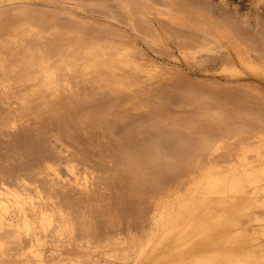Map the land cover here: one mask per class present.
<instances>
[{
    "label": "bare ground",
    "instance_id": "obj_1",
    "mask_svg": "<svg viewBox=\"0 0 264 264\" xmlns=\"http://www.w3.org/2000/svg\"><path fill=\"white\" fill-rule=\"evenodd\" d=\"M70 1L76 3L75 6H78L82 12H87V14L89 11L91 12L94 10L95 7L106 9L105 6L107 4L105 1L106 4L95 3L97 2L96 0L94 3L91 0ZM160 1L163 2V7L165 8L160 11L157 10L158 13L155 15L156 19L151 17L154 16L155 12L153 13L152 10L144 8V4L148 3L149 0H124L123 3L117 6L118 10L111 12L109 9L105 10L109 11L108 15L110 14V17H107L110 18L109 20H112V24L114 23L129 29V32L126 33L123 31V33L120 34L121 30L119 31L118 28H115V35L117 31L119 34L114 38L111 33L110 36L114 39L111 40V42H107V40H104L106 38L103 37V41L100 40V38H95L97 36L90 39L85 38L82 33V27L88 24V20L85 21L82 15H80L82 17L80 18L77 16L79 14L73 13L77 10H73L72 13H69L71 9H69L68 13L65 11L63 12V7L61 5L63 0H0V58L4 55L3 49L9 48L11 50L16 48L17 50L16 53H14V57H16V60L17 57L21 59V61H17L18 63H16V66H13L14 64L11 63L13 64L11 67L13 68L10 72L8 69V72L3 71L5 65L0 66V93L4 99V102L0 100L2 102H0V112L2 108L8 107L3 110L5 114L1 112L3 114L1 115L0 113V120L2 121L0 122L2 123V129L5 128L3 129L5 131L6 128H8L7 130L11 129L12 131H10L13 132V135L16 134L17 129H25L27 124L26 121L30 120L26 117H29L27 113L30 106L32 108L35 103L36 106L38 103L44 109L48 107V111L49 108L51 109L52 106L54 107L58 104L54 102L56 104L51 105L53 101L56 100L55 98L54 100L53 97L56 96V98H59L62 97V94L64 95V93H66L61 91L63 89L62 87L69 90L73 87L71 82L60 80V73L71 74L78 71L86 75H95L97 74L95 67L98 63L109 62L107 60L108 57L120 59V62L125 67L135 73L140 71V64L138 60L136 61L134 59V55L140 53L136 41L141 39L151 45L164 46L168 50L171 49L173 47L172 44H174L187 63L200 66L202 69L206 70H210V68L212 70L219 69L224 75L235 77L240 81L237 89L238 96L237 104L234 109L235 113H228L227 108L225 106H218L212 97L200 96L196 98L197 95H194L195 98L193 99L196 101L195 104L202 109V113L197 118V121L193 119L196 122L187 125V122H184L186 126L182 128L177 126L182 130L184 128L186 132L190 131V133L188 132L189 134H191V131L193 132V138L196 137L195 143H197V150L194 152L195 156L197 157L196 154H201L202 156L204 154L206 155L205 162L203 163L192 162L193 164H190L191 161H189V166L186 169L187 172L199 170L201 173L199 179L195 183V187L188 189L189 192L185 196L189 201V206L184 213L175 215L173 211L174 197L181 195L182 192H177L175 188L172 187L173 184L171 183L173 171L179 164L177 160L178 156L174 155V150L176 149V146L174 147V145H176L174 144L176 139L175 124H178V122L176 121L175 123L174 119H176V117L174 118L172 110L164 104L166 108H161V106H159L161 109L157 110L153 108V105V107L146 105L143 101L139 100L137 96L136 98L138 100L136 104L138 105L137 109L134 110L135 113H132L129 107L130 109L128 110L131 113L127 112L124 117L123 114L120 117V114L118 115V119H116L117 117H115L114 120L112 119L113 121L116 120V125H122L130 121L128 122L129 124L132 122L131 120H135L134 124L139 132L138 135L146 133L147 138L145 141L150 138L149 144L147 143L148 145L142 142L145 146L147 145V157L143 155L145 158H141L143 156H141V153H138V151L140 152L139 148L136 152L140 154V156H136L130 163L132 164V172L135 174V178L139 182V185H141L138 192H140L142 188L145 189L142 191L148 192L149 198H154V194H158L155 195L157 196L155 198L158 199V202L157 199L156 201L154 199V201L150 202L148 196H145L148 200H144L146 202H143L141 207L139 206L141 201L139 204L137 202L138 208L140 207L139 214L130 217L132 221H129L127 225V230L130 232L127 235L131 237V247L133 251L130 261L127 258V235L124 236V233H126V227L124 225L126 224H124L123 218L125 219V217L122 216L121 209H117L121 208V205H119V207L114 206V202L110 200L111 198L108 199L109 195L108 197L106 196L111 188H109L107 182L113 179L109 178L108 174L112 168H107L109 167L107 164H105L104 168V163L106 161L104 163L102 162L103 164L100 167L95 163L92 165L90 162L93 160L95 161V159L90 161L89 156L85 157L86 154H84V152L82 154V151H80L81 154L78 153L79 155H84L82 159L67 154L69 150L65 155H60L62 152H60V150L57 152L53 146L55 145L54 143L62 141L61 137H63L65 133L63 132V136L62 134H58L62 133L60 132L61 129H54L56 126L52 124L60 123V121L54 122V119L50 117L51 120L49 119V125L52 124L53 129L50 128L49 132H47L40 128L47 124H39L36 121L40 119L36 120L34 117H29L36 120L35 122H31L34 124L33 127L31 126L32 129L40 126L39 128L42 130L41 134L48 136V138L52 140V144H50L51 142L49 139V141L46 139V136L45 140H47L48 143L50 142L49 145L45 140L43 144H40L42 141L40 140L41 134L34 131V136L35 133L37 135L40 134L38 135L40 138L36 137L37 135L35 136L40 142L36 141L32 132L30 133L29 125H27L30 134L27 133L26 135V132L22 131L23 135L21 136L24 137V135H26L29 137L28 139L32 144L34 143V146L32 144L30 145L35 151L33 153L32 148H30L31 152L27 149L29 151L26 155L30 156L27 157L29 158L28 160L25 154L21 155L17 152L20 149L19 147L21 144L19 142H21L20 139L22 138L17 137V132L16 137L18 138V142L16 145L19 144L20 146L18 145V147L15 145V150H17L15 153H18L17 156L20 154L22 160L25 157L23 161L27 160V162L25 161L26 163H28V161L30 163L33 159L34 161L32 162L36 164V161L37 166L31 162L34 165L33 167L29 164L30 167H33L31 168L32 172H30L31 170L29 167V169L26 168L22 171L23 173H20V168L23 166L24 168L26 167L23 163H20V157H10L13 161L16 159V165H18L17 169L13 168L16 166L15 163H9L8 157V166H6L7 163L1 162V166H4V168L1 167L2 169H0L3 172L0 173V264H126V262L129 264H142L140 255L144 253L147 254V257L143 264H264V0H249L247 8H241L240 6L233 8L231 4L228 3L229 0H196V2H200L198 6L200 8L204 7L205 10L203 12L200 11L202 13L198 14L197 17L200 21V25L193 26L194 32L192 31L193 33L190 35L184 34L176 28L181 18L174 15L168 18V15L175 12V10H179L177 6L178 0ZM138 2H140L139 4L141 5L143 4L144 7H138ZM155 2L157 3V1ZM155 2L152 0V5L153 3L155 4ZM72 5L74 6V4ZM50 11L56 14L57 19H62L61 21L65 18V20H68L67 22L72 21L75 23V26L67 31L70 35L74 36V41L71 42V44L65 45L64 48H61L62 46L59 47L61 51L58 47H55V50H58V54H55L54 51V55L50 54L49 49V53L45 54L46 48L49 43H53L54 46L59 44L58 38L62 39V35L66 37L67 33L65 31L67 29H64L65 24L64 27L56 24V20L54 21L53 18V21L51 19L50 21H52V23L55 22L56 25L53 26L50 24V21L46 18L47 13ZM79 11L80 10H78V13ZM163 12L167 13L163 14ZM181 12L182 11H180V13ZM54 13L52 14L54 15ZM232 13L234 14L232 16L236 24H233L234 22L226 24L222 21L217 22L214 20L215 16L218 14L222 16ZM183 15L187 16L190 15V13L184 10ZM185 16L183 20L187 21L188 18ZM156 20L161 22V29L155 27L154 24ZM48 24L52 25L50 29L48 28ZM99 28L100 30L102 29L100 26ZM96 30L98 31L97 28H95V31ZM110 32H112V30ZM70 35L68 36L70 37ZM110 36H107V38ZM104 41L107 43H104ZM105 47L106 50H104ZM9 49H7V53H10ZM107 49L109 53H105ZM44 54L48 56H44ZM141 57L146 58V55L142 54ZM6 60L7 59H5V61ZM113 62L115 64L116 60H113ZM7 68H10V66H7ZM150 70L152 72L155 71L154 69ZM29 72L35 74L31 73L29 75ZM247 80L252 82L251 86L245 85V81ZM33 81H36L38 85L33 86L35 88L32 89V91H25V94L22 96L23 98L17 97L13 98V100L11 99L12 86L20 84L19 86L24 88L28 87L27 85L31 87ZM72 93L74 94V92ZM75 96L78 97L77 94ZM93 96L103 98L112 97L115 101H118L120 95L114 92H110V94L100 92ZM48 97H50V100ZM69 97L67 93L66 100H69ZM73 97L74 96L71 98ZM78 98L80 100V97ZM7 99L9 100L8 106L4 105L6 101H8ZM74 99V104L67 108L70 112H72V109L78 107L75 105L78 100L76 97ZM61 100L59 98V100L57 99L56 101L60 102ZM93 101H95V99ZM60 103H62V101ZM115 104L116 103L110 106V111L116 109L117 105ZM61 106L63 108L64 104H61L60 107ZM12 107L13 109H11ZM33 108L35 107L33 106ZM37 108L38 110L35 108V110H32L33 113H31L35 115L36 110L39 112L40 109L38 106ZM127 108L128 107H126V109ZM88 109L86 108V110ZM52 110L55 111L54 114L56 115V108H52ZM59 110L61 111V108H59ZM81 110L82 107L78 112H81ZM83 111L86 113L85 109H83L82 114L84 113ZM90 111L91 109L89 112ZM112 111L114 112V110ZM112 111L111 114L113 113ZM119 111L120 110L114 112L115 116ZM125 111L123 110V112ZM44 112L45 115L47 112L45 110ZM65 113L69 114L67 110L62 114L65 115ZM74 113L78 115L77 111ZM100 113L102 112L100 111ZM47 114H49V112ZM88 114L90 115V113ZM84 115L86 116V114H83L82 117H84ZM113 115L110 117L112 118ZM41 116L42 113L35 117L38 118ZM100 116L104 118L102 114ZM105 116H107V114ZM142 116L144 117L143 120L142 118L137 119ZM42 117L47 119L44 116ZM47 117L49 118V115H47ZM75 117H71V123L74 120L76 122L77 118L75 119ZM119 117L122 118L123 122L117 124ZM58 118L59 117H57V119ZM52 120L53 122H51ZM61 120L63 119L61 118ZM102 120L101 122L106 121ZM181 120L180 118V124L183 122ZM42 121L46 122L47 120H41L40 122ZM186 121L190 120L187 119ZM77 122V129H73H76V134L73 133L75 131L69 129L70 133L68 134H71V139L76 137H74V135H77L78 139L81 134H85L86 132V129L85 132L82 130L84 126H81L85 124V122L82 120V122L78 123L80 125H78ZM21 123H23V125L24 123L26 124L23 127ZM35 123L39 124L38 127H34ZM63 123L64 126L61 124L62 128H66L65 125L67 124L68 127L70 122L68 123L67 120L64 119ZM74 123H72L73 126H69H71V128L75 127ZM77 126H79V128ZM100 126H104V123ZM100 126H98V128ZM105 126H107L106 122ZM57 127L59 126L57 125ZM126 127L125 129H127ZM68 128H66V130ZM80 128L84 133L81 132ZM1 130V134L8 132L3 131V133ZM78 130L81 132L80 135H78L80 133ZM134 130L135 129H133V131ZM61 131H63V129ZM179 131L180 130H178L177 133ZM11 132L9 136H11ZM127 132L128 131H126V133ZM68 134L67 137L69 136ZM29 135H32V137ZM178 135L180 134L178 133ZM5 136H7V134H4V137ZM65 136L63 137L64 139L67 138ZM187 137L192 138L191 135ZM24 139L25 138H22V142H25L27 145L24 143L25 145L21 147L22 150H24L25 146L31 147L28 145L30 141L27 139V143V140ZM79 139H81V137ZM32 140L35 141L33 142ZM71 141L74 142L75 139ZM78 141L80 145L77 143L76 146L80 147L81 141L76 140L75 142ZM37 142L39 144H37ZM65 143L63 140L64 145ZM39 145H41L42 148H48L47 153L49 152V155L52 156H40V158L35 156L38 158H35V160L34 155L31 154L33 153L36 155L37 152L40 153V150L36 151L35 149V147L39 149ZM43 145L45 146L43 147ZM60 145H62V142ZM66 147L65 149L67 150ZM73 147V145L70 147L68 146V149H73ZM146 147L142 146L141 149ZM191 147L189 148L188 146L187 148L186 145V150L188 151ZM82 148L81 150L84 149ZM109 148L111 149V147ZM93 149L90 148V150ZM117 149L119 150L118 145ZM121 149L122 148L119 150L120 154L121 152L125 154V148ZM133 149H135V147H133ZM22 150L20 149V151ZM27 150L24 153H26ZM95 150H93V152ZM176 151H178V149ZM183 151L185 152V150ZM29 152L31 153L30 155ZM43 152H45V150H43ZM111 152L113 151L111 150ZM15 153L12 156L16 157ZM89 153L92 152L90 151ZM94 153L92 155H95ZM114 153L116 154V151ZM127 153L131 154V152ZM190 153L191 152L188 153L189 156L193 154ZM37 155L39 156V154ZM108 155L105 156L106 160H109L107 159ZM189 156L186 155L185 157L188 158ZM112 157H114V155ZM129 157L126 156V158ZM30 158L32 159L30 160ZM187 158H185V160ZM192 158L193 160L199 159L194 158V156ZM40 159L42 161L39 163L38 161ZM119 161L121 160L119 159ZM18 162L23 166H20ZM4 163L5 165H3ZM12 164L15 165L11 166L14 169V171L12 170L13 173H8L6 171V173H4V169ZM110 165L113 167L111 162ZM121 167L122 164L118 169L120 170ZM18 169L20 170L18 171L19 174H14ZM114 169L116 168H113V171ZM123 170L124 169L121 168L120 171ZM116 171L118 170H115V172ZM111 173L112 172H110V174ZM121 173L123 174V172ZM128 173H130V171H128ZM120 174L118 176H120ZM130 174L128 175L130 176ZM123 175L125 176V174ZM123 175L121 176L123 177ZM112 177H114L113 174ZM116 177L117 175L115 178ZM132 178L134 177L132 176ZM119 181L121 182V178ZM122 181L124 182L125 179ZM109 182L113 183L115 180H110ZM135 183H133L132 186L135 185ZM114 186H112V188ZM123 194L125 195V193ZM150 194L153 196L151 195L150 197ZM130 195L129 197H131ZM135 196L137 197V195ZM135 199L137 200V198ZM138 199H140V197H138ZM113 208L116 209V211ZM247 216H250L251 223L248 227H243L241 225V220L243 217ZM175 218H177V224L175 223ZM148 222L153 231L151 233L149 231L147 237H150L145 239L144 236L141 237L140 235L142 228L145 229L144 227L149 225H147ZM127 238L129 237L127 236Z\"/></svg>",
    "mask_w": 264,
    "mask_h": 264
},
{
    "label": "rangeland",
    "instance_id": "obj_2",
    "mask_svg": "<svg viewBox=\"0 0 264 264\" xmlns=\"http://www.w3.org/2000/svg\"><path fill=\"white\" fill-rule=\"evenodd\" d=\"M90 1V0H89ZM91 1H93V3L95 2V0H91ZM97 2H95V3H105V2H107V4H106V9L105 8H100V7H95V9L94 10H92L90 13L88 12V14H87V12H84V13H86V14H84L83 12H82V10L78 7V6H75L76 5V3H73L72 1H70V0H63V2H62V7H63V12L65 11V12H69V9H71L70 11L71 12H69V13H72V11L73 10H77V11H75V12H73L74 14H79V15H77V16H79L80 18H82L83 17V19L86 21V20H88L87 22H88V24L87 25H85V26H83L82 27V33H83V35H84V37L85 38H93V37H95V36H97V37H95V38H100V40H102L103 41V38H106V39H104V40H107V42H111V40H113L114 38H116L115 36L116 35H118L119 34V32L117 31V34L115 35V28L117 29L118 28V30L120 31L121 30V32H120V34L121 33H123V31H125L126 33L127 32H129V29H126L125 27H122V26H119V25H116V24H112L111 22H112V20H109L110 18V14L108 15V12L109 11H105V10H110V12L111 11H116V10H118V7L117 6H119L121 3H123V1L124 0H96ZM105 1V2H104ZM119 2V4H118V2ZM155 1H157V3L155 2ZM228 1V0H227ZM154 2H155V4L153 3V5H152V0H149V2L148 3H146V4H144L145 5V7L143 6V4L141 5V4H139L140 2H138L137 4H139V6L138 7H141L142 8V6L144 7V8H148V9H150V10H152V12L154 13V16H151L153 19H156V14L158 13V11H160V10H163L165 7H163V2H161L160 0H154ZM178 2V4H177V6L179 7V10L178 11H176L175 10V12H173V13H171L170 15H168V18H170L171 17V15H174V16H177V17H179V18H181V19H179V24L176 26V28L179 30V31H182V33H184V34H187V35H190V34H192L193 32H194V28H193V26H198V25H200V21H199V19H198V14L199 13H202L204 10H205V8L203 7V8H200L198 5H200V2H196V0H178L177 1ZM243 2V3H242ZM67 3H69V4H67ZM116 3V4H115ZM198 3V4H197ZM228 3L229 4H231V6L233 7V8H236V7H241V8H247V6L249 5V0H229L228 1ZM236 3V4H235ZM72 4H74V6L72 5ZM104 4V5H105ZM150 4H151V6H150ZM197 4V5H196ZM240 4V5H239ZM148 5V6H147ZM244 5H245V7H244ZM108 6H109V8H108ZM150 6V7H149ZM77 7V8H76ZM153 7V8H152ZM73 8V9H72ZM75 8V9H74ZM181 8V9H180ZM154 9H156V10H154ZM183 9V10H182ZM201 9V10H200ZM78 10H80L79 11V13H78ZM158 10V11H157ZM184 10H187L189 13H190V15H187V16H185V15H183V11ZM105 13H104V12ZM180 11H182L181 13H180ZM200 11H202V12H200ZM52 13H54L53 11H50V12H48L47 13V20L48 21H50V19L52 20V18H53V20L55 21L56 20V24H58L59 26H61V27H64V24H65V27H64V29H67L65 32L67 33L66 34V37H65V35L63 36H61V38L62 39H60V38H58V42H59V44H57L56 46H54L53 45V43H49L48 44V46H47V48H46V53L45 54H48L49 52H50V54L51 55H54L53 53H54V51H55V54L57 53V51L58 50H55V47H61V48H64L65 47V45H67V44H71V42H73L74 41V36L73 35H70V33L69 32H67V31H69L73 26H75V23L74 22H72V21H69V22H67L68 20L66 19L65 20V18L63 19V21H61L60 19H57L56 18V14L54 13V15L52 14ZM167 12H163V14H166ZM178 13H179V15H178ZM51 15V16H50ZM80 15H82V17L80 16ZM92 15V16H91ZM182 15V16H181ZM221 14H218V15H216L215 16V18H214V20L215 21H217V22H223V23H233V24H236L235 22V19H233L234 17L232 16V15H234L233 13L232 14H227V15H222V16H220ZM54 16V17H53ZM107 16H109V17H107ZM187 17L188 19H187V21H185V20H183L184 18L183 17ZM192 17V18H191ZM223 17H225V18H223ZM86 18H88V19H86ZM190 18V19H189ZM197 18V19H196ZM230 18V19H229ZM218 19V20H217ZM52 20V21H53ZM65 20V21H64ZM183 20V21H182ZM196 20H198V21H196ZM230 20V21H229ZM52 21H50V24H52L53 26L54 25H56L55 24V22L54 23H52ZM185 21V22H184ZM190 21V22H189ZM225 21V22H224ZM61 22V23H60ZM63 22V23H62ZM156 22H158V23H156ZM195 22V23H194ZM197 22V23H196ZM49 23V22H48ZM163 23V22H162ZM184 23H186V24H184ZM62 24H63V26H62ZM67 24V25H66ZM70 24V25H69ZM94 24V25H93ZM112 24V25H111ZM164 24V23H163ZM183 24V25H182ZM52 25H49L48 24V28L50 29L51 27H52ZM97 25V26H96ZM102 28L101 30H100V28H99V26ZM155 27H157V28H162V24H161V22H159V21H155ZM182 26H184V27H182ZM85 27V28H84ZM88 27V28H87ZM191 27V28H190ZM93 28H94V30H93ZM95 28H97L98 29V31H97V33H96V35H95ZM235 28H236V25H235ZM184 29H185V32H184ZM112 30V32H110ZM50 31V30H49ZM93 31H94V33H93ZM193 31V32H192ZM103 32V33H102ZM124 32V33H125ZM111 33H112V36L114 37H112V36H110L111 35ZM68 35H70V37L68 36ZM107 36H110L109 38H107ZM103 37V38H102ZM102 38V39H101ZM66 40V41H65ZM101 41V42H102ZM64 42V43H63ZM106 41H104V43H105ZM106 42V43H107ZM60 43H61V45H60ZM136 43H137V45H138V47H139V52L140 53H138V54H135L134 56V59L137 61L138 60V62H139V64H140V71H138L137 73H135V72H133V71H131L130 69H128L127 67H125L120 61V59H118V58H114L113 59V57L111 58V57H108L107 58V60L109 61V62H101V63H98V65L95 67V71H97V74H95V75H86V74H83V73H81V72H75V73H71V74H69V73H60L59 74V77H60V80H64V81H67V82H71L72 83V88L69 90V89H66V88H64V87H62L63 89L61 90L62 92H66V93H64V95L62 94V97H59L60 98V100L62 101V103H60V102H58V101H56L57 99L59 100V98H56V96H54L53 97V99L55 100V101H53V103L54 102H56V103H58V104H56V103H52L51 105H55V106H57V107H51V109H50V111H52V112H50L49 111V109H48V111H47V108L48 107H46L45 109L40 105V104H38L37 103V106L39 107V112L37 111L38 110V108H37V106L34 104L33 106L37 109L36 111H35V115L34 114H32L33 113V111L32 110H35V108H33V106H32V108H31V106L29 107V110H28V113H27V115L29 114V117H34L36 120L38 119H40L39 121H36V120H33L34 118H29L28 116H26L27 118H28V120L29 121H26V123H24V125L26 124V127H25V129L24 128H22L21 126V128L23 129H21L20 130V128L19 129H17L16 130V134H17V132H18V134H17V137H22V138H25L24 140H27L29 137H27L26 135H27V133L28 134H30L31 132H32V135H33V132L35 131V132H37V133H40L41 134V131L42 130H46L47 132H49V129L51 128V129H53V126L55 125L56 127L54 128V129H57L58 128V130H62L63 129V131H61L60 130V132H62V133H58V131H57V133L58 134H62V136H63V134L65 133L66 134V136H65V134H64V136L65 137H67V134L68 133H70V130L71 131H75L77 128H76V122L77 121H79V122H77V124L78 123H80V122H82V120H83V122H85V124H82L81 126L84 128V129H82L84 132H85V129H86V132H85V134H87V135H85V134H81V132H83L82 130H81V128H80V130H81V132L79 133L78 131V135H80L79 137H78V139H77V135H74V137L75 138H72L71 139V137H70V135L67 137V138H63V137H61L62 138V141H58L57 143H54L55 145L53 146V147H55V149H56V151L58 152L59 150H60V152H62V153H60V155H65L66 153H67V151L69 150V152L67 153V154H71V156H73V157H75V158H84V155H79L78 153H80L81 154V152L80 151H82V154H83V152H84V154H86L85 155V157L86 156H89V160L91 161V160H93V159H95V161L93 160L92 162H90L92 165H94L93 163H95L96 165L98 164V166L100 167L105 161V163H104V168H105V164H107V166H109V167H107V168H112L111 170H110V172H112L111 174H110V172L108 173L109 174V178H113V179H110V180H115V182H109L110 180H108V186H109V191L107 192V197H108V195H109V197H108V199H110L112 202H114L113 203V205L114 206H118L119 207V205H121V208H117V209H121V211H122V216L123 217H125V219L123 218V221H124V224H126V225H124L125 227V231H126V233H124V236H126L127 234H129L130 232H128L129 230H127V225H128V222L130 221H132V218H130V217H134L135 215H137V214H139L138 212H139V208L141 207V204L143 205V202H146V201H144V200H148V198H149V194H148V192H143L142 190H145V189H141L140 190V192H138L139 191V189L141 188V185H139V182L137 181V179L135 178V174H133V170H132V168H131V166H132V164L130 163V162H132V160H134V158L137 156H140V154H138V153H141L142 155L141 156H146L147 155V153H146V149H147V145L149 144V142H150V138H148L146 141H145V139L147 138L146 136H147V134L145 133V134H139L138 135V130H137V128H136V126H135V124H134V121L135 120H131L132 122L131 123H129L128 124V122H130V121H128V122H126L125 124L123 123L122 125H116V120L115 121H113L114 119H115V117H117L116 119H118V115H120V117L122 116V114H123V117H124V115L125 114H127V112L129 113L130 111L132 112V113H135V109H137V105L138 104H136L137 103V98H139V100H141V101H143L146 105H148V106H151V107H153V108H155V109H157V110H159V109H161V108H163L164 107V105H167L166 107H168V108H170L171 110H172V112H173V115H174V118L176 117V119H174L175 120V123H176V121L178 122V124H175V141H174V144H176V145H174V147L176 146V149L174 150V155L175 156H178L177 157V160L179 161V164L175 167V169H174V171H173V174H172V180H171V183L173 184V186H172V184H171V186L173 187V188H175V190L178 192V191H181L182 192V194L181 195H177L176 197H174V205H173V211H174V214L176 215V214H178V213H184L186 210H187V207L189 206V201L185 198V196L188 194V189H191L192 187L194 188L195 187V183H196V181L199 179V176H200V171L198 170V171H194V172H187V168H188V166H189V161H191L190 162V164L193 162V163H203V162H205V159H206V155L204 154L203 156L201 155H199V154H196L197 155V157L195 156V151L197 150V143H195L196 142V137H194L193 138V132L191 131V134H189L190 133V131H187L186 132V130L183 128V130L182 129H180V128H178V127H185L187 124H190V123H193V122H196L197 121V118L200 116V114L202 113V109L197 105V104H195L196 103V101H195V99H193V98H195L194 97V95L196 96V98L197 97H200V96H209V97H212L215 101H216V104L218 105V106H225L226 108H227V110H228V113H230V114H232V113H235L234 112V109H235V106H236V104H237V96H238V91H237V89H238V86H239V83H240V81L237 79V78H235V77H229V76H226V75H224L219 69H211L210 68V70H206V69H202L200 66H194V65H191V64H189V63H187L186 62V60L184 59V57L178 52V49H177V47L174 45V44H172V48L171 49H167L166 47H164V46H161V45H151V44H148V43H146L145 41H143L142 39L141 40H137L136 41ZM60 45V46H59ZM64 45V46H63ZM54 46V47H53ZM57 48V49H58ZM176 48V49H175ZM7 49H9V48H5V49H3V53H4V55L3 56H1V58H0V66H4V70L3 71H5V72H10V70L12 71V68L13 67H11V65H13V66H16V63H18L19 61H21V59H19L18 57H17V60H16V57H14V53H16V48L15 49H9L8 51L10 52V53H7ZM48 49H49V52H48ZM53 49V50H52ZM60 49V48H59ZM14 50H15V52H14ZM104 50H106V47H105V49ZM6 51V52H5ZM53 51V52H52ZM60 51H61V49H60ZM169 51V52H168ZM108 52V49H107V51H105V53H107ZM2 53V54H3ZM13 53V54H12ZM60 53V52H59ZM109 53V52H108ZM6 54H7V56H6ZM11 54V55H10ZM44 54V56H48V55H45ZM58 54V53H57ZM142 54H144V55H146V58H143V57H141V55ZM50 55V56H51ZM109 55V54H108ZM3 57V58H2ZM5 59H7L6 61H5ZM2 60V61H1ZM113 60L115 61L116 60V62H115V64H114V62H113ZM3 61H5V62H3ZM18 61V62H17ZM2 62V63H1ZM11 63H13V64H11ZM9 67L10 66V68H7V66ZM18 65V64H17ZM143 68V69H142ZM216 68V67H215ZM7 69H8V71H7ZM150 69H154L155 71L154 72H152ZM143 71H145V72H143ZM32 73V72H31ZM30 72H29V75L31 74ZM32 74H35V73H32ZM16 81V80H15ZM15 83V82H14ZM20 84H17V85H15V86H12V88H11V96L10 97H12L11 99L13 100V98H23L22 96H23V94H25V91L26 92H29V91H32V89H34L35 87H33V86H35V85H38L37 84V82L36 81H33L32 83H31V87H30V85H27L28 87H26V88H24V87H21V86H19ZM245 85L246 86H251L252 85V82L251 81H249V80H247V81H245ZM71 92V93H70ZM72 92H74V94L76 95H78V97H80V100H79V98L77 97V96H75ZM100 92H105V93H109L110 94V92H114V93H117V94H119L120 96H119V98H118V101L116 102L115 101V99H113L112 97H107V98H103V97H94L93 95L94 94H96V93H100ZM67 93H68V96H70L69 97V100H66V98H67ZM73 94V95H72ZM190 96H189V95ZM74 96L73 98H71L72 96ZM132 95V96H131ZM134 96V97H133ZM138 96V97H137ZM186 96V97H185ZM188 96V97H187ZM0 97H1V101L2 102H4L3 100V97H2V95H1V93H0ZM58 97V96H57ZM76 97V99L78 100L77 101V103H75V105H77L78 107H76L75 109H72L71 111L73 112H76L77 111V113H78V115L77 114H75L74 112V114L72 113V112H70L67 108H69L72 104H74V102H75V98ZM137 97V98H136ZM144 98V100H143V98ZM49 98V100H50V97H48ZM52 98V97H51ZM71 98V99H70ZM98 98V99H97ZM103 98V99H102ZM133 98V99H132ZM95 99V101H93V100ZM8 100V99H7ZM64 100V101H63ZM71 100V101H70ZM0 101V102H1ZM6 101V100H5ZM66 101H67V103H66ZM1 102V103H2ZM9 102V100L8 101H6V103H8ZM82 102V103H81ZM4 104V105H9V103L8 104ZM69 103V104H68ZM86 103V104H85ZM114 103H116L115 105H117L116 106V109H112V110H114V112H117L118 110H122L121 112L119 111L118 113H116V116H115V114H114V112L111 114V111H110V106L112 105V104H114ZM61 104H64V106H63V108H62V106L60 107V105ZM162 104V105H161ZM164 104V105H163ZM1 105V104H0ZM40 105V106H39ZM68 105V106H67ZM81 105V106H80ZM136 106V107H134V106ZM153 105V106H152ZM155 105H156V107H155ZM158 105V106H157ZM15 106V105H14ZM17 106V105H16ZM86 106V107H85ZM159 106H161V108L159 107ZM1 107V106H0ZM2 107H3V105H2ZM49 107H50V104H49ZM80 107V108H79ZM81 107H82V110L83 109H85V111H86V113L84 112L83 114H86V116L84 115V117H82V110H81V112H78V111H80V109H81ZM85 107V108H84ZM88 107H89V109H88ZM93 107V108H92ZM126 107H128L127 109H126ZM131 108V110L129 111L128 109H130ZM166 107H164V108H166ZM6 108H8V107H5V108H2V113L3 114H5V111H3L4 109H6ZM31 108V109H30ZM52 108L54 109V108H56V115L54 114L55 113V111L54 110H52ZM59 108H61V111L59 110ZM78 108V109H77ZM86 108L88 109V110H86ZM125 108V109H124ZM11 109H13V107L11 108ZM65 109V110H64ZM91 109V111L89 112V110ZM107 109H109V110H107ZM133 109V110H132ZM44 110L48 113L49 112V114H45L44 115ZM66 110L69 112V114L68 113H65V115H63L64 114V111L66 112ZM115 110H117V111H115ZM123 110L125 111V110H128V111H125V112H123ZM41 111V112H40ZM57 111H58V113H57ZM93 111V112H92ZM100 111L102 112V113H100ZM104 111V112H103ZM109 111H110V113H109ZM137 111V110H136ZM0 112V113H1ZM32 112V113H31ZM90 113V115L88 114V113ZM130 112V113H131ZM1 113V115H3ZM19 113H21V112H19ZM42 113V116H44V117H46L47 119H45V118H43L42 116L41 117H38V118H36L37 117V115L39 116L40 114ZM53 115H52V114ZM60 113V114H59ZM63 113V114H62ZM105 113V114H104ZM70 114H71V117L72 118H74L75 116H77V117H75V119H76V122H75V120L74 121H72V123H74V126L75 127H73V128H71V126H73L72 125V123H71V117H70ZM80 114V115H79ZM95 114H96V116H95ZM100 114H102V116H104V118L103 117H101L100 115L98 116V115ZM107 114V116H105ZM114 114V115H113ZM47 115H49V118L47 117ZM59 115V116H58ZM93 117H92V116ZM111 115H113L112 116V118L110 117ZM36 116V117H35ZM60 116H62V117H60ZM65 116V117H64ZM67 116V117H66ZM1 117V116H0ZM50 117H52L53 119H54V122H58V120L60 121V123H52L53 124V126H52V124H50L49 125V122H50V120H51V118ZM57 117H59L58 119H57ZM64 117V118H63ZM69 117H70V119H69ZM91 117H92V119H91ZM100 117V118H99ZM110 119V121H109V119ZM119 117V121H118V123L117 124H119L120 122H123V120H122V118H120ZM61 118L63 119V120H61ZM102 118H103V120H106V121H103L102 120ZM106 118V119H105ZM142 118V120L144 119V117L142 116V117H138L137 119H141ZM179 119V121H178V119ZM180 118L182 119L181 121H183V122H181L182 124H180ZM192 120H191V119ZM1 119V118H0ZM50 119V120H49ZM64 119L65 120H67V122L69 123V125H71V126H69L68 125V127H67V124L65 125L66 126V128H68L67 130H66V128L65 127H63L62 128V125L64 124L63 122H64ZM89 119V120H88ZM103 121V122H101V120ZM108 119V120H107ZM113 119V120H112ZM184 119H185V121H184ZM190 120V121H186V120ZM193 119H196V121L195 120H193ZM41 120H47L46 122L44 121H42V122H40ZM57 120V121H56ZM69 120V121H68ZM121 120V121H120ZM1 121V120H0ZM37 122V123H45V124H47V125H43V127H40V128H42V130L38 127V125L39 124H36L35 123V126L34 127H38V128H33L32 129V127H33V125L34 124H32L31 122ZM62 121V122H61ZM192 121V122H191ZM2 122V121H1ZM0 122V123H1ZM31 123V125H30V123ZM51 122H53V120L51 121ZM99 122V123H98ZM100 122H101V124H100ZM105 122H106V124H107V126H105ZM184 122H187L186 123V125H185V123ZM29 123V124H28ZM103 123H104V126H100V125H103ZM59 126V127H57V125ZM62 124V125H61ZM21 125L24 127V125H23V123H21ZM27 125H29V130H30V133L28 132L29 130H28V126ZM49 125V126H48ZM78 125H80V124H78ZM127 125H129V126H127ZM181 125V126H180ZM32 126V127H31ZM64 126V125H63ZM98 126H100L99 128H98ZM122 126V127H121ZM127 126V127H126ZM178 126V127H177ZM49 127V128H48ZM78 128H79V126H77ZM104 127V128H103ZM107 127V128H106ZM125 127L127 128V129H125ZM60 128V129H59ZM65 128V129H64ZM74 128H76L75 130H73ZM101 128H103V129H101ZM115 128V129H114ZM1 129H2V123H1ZM0 129V130H1ZM3 129H5V128H3ZM1 130L2 132L4 131V132H7V133H4V134H7V136H5L4 137V134H1V136H0V153H1V159H0V169H2V168H4V166L2 167L1 166V164L3 163V162H5V163H7V161L9 160V163H15V165H16V159H14V161H13V159L12 158H10V157H14V158H19L20 157V154L22 155V154H27L28 153V151L30 150V152H31V149L30 148H32V146L30 145V144H32V142L30 141L29 142V146H31V147H28V146H25V148H24V150H22V146L23 145H25L26 143L25 142H22V138L20 139V141L21 142H19L20 144H21V146L19 147L18 145H16L17 144V140H18V138L16 137V134H14L13 135V132H11L12 130L11 129H9V130H7L8 128H6V131L5 130ZM33 131H32V130ZM35 129H38V130H35ZM70 129V130H69ZM110 129V130H109ZM133 129H135L134 131H133ZM11 130V131H10ZM24 130H26V131H24ZM64 130H66V131H64ZM123 130H126V131H128L127 133H126V131H123ZM132 130V131H131ZM178 130H180L178 133L180 134V135H178V133H177V131ZM185 130V131H184ZM12 133V134H10L11 136H9V133L10 132ZM26 132V135H24V137L23 136H21V135H23V132ZM39 131V132H38ZM56 131H55V133H56ZM64 132V133H63ZM83 132V133H84ZM106 132V133H105ZM108 132V133H107ZM113 132V133H112ZM116 132H117V134H116ZM181 132H182V134H181ZM184 132H186V133H184ZM189 132V133H188ZM15 133V132H14ZM56 133V134H57ZM72 133V132H71ZM74 134H76V131L75 132H73ZM103 133V134H102ZM115 133V134H114ZM134 133V134H133ZM136 133V134H135ZM188 133V134H187ZM40 134H38V135H40ZM110 134H111V136L114 138H112L111 136H110ZM32 135L30 136V137H32ZM37 134L35 133V136H36ZM36 136V137H39V136ZM84 135H85V137H84ZM104 135H106V136H104ZM114 135V136H113ZM129 135V136H128ZM139 137H138V136ZM188 135H191V137L192 138H190V137H187ZM27 137V139H26V137ZM34 136V135H33ZM34 136V137H35ZM45 136L46 135H43V134H41V138H40V140H42L41 141V143L40 144H43V141L45 140ZM50 136V135H49ZM109 136H110V138H109ZM142 136V137H141ZM178 136V137H177ZM179 136H180V140H179ZM183 136V137H182ZM185 136V137H184ZM4 137V138H3ZM36 137H35V139H36ZM44 137V138H43ZM51 137V136H50ZM72 137H73V134H72ZM81 137V139H79ZM137 137V138H136ZM43 138V139H42ZM83 138V139H82ZM84 138H85V140H84ZM139 138V139H138ZM143 138V139H142ZM187 138V139H186ZM189 138V139H188ZM2 139V140H1ZM31 139V138H30ZM46 139L48 140H50V138H48V136H46ZM73 140V139H75V141L76 140H80L81 141V146L80 147H78V146H76L77 145V143H79L78 145H80V142L78 141V142H72L71 140ZM88 139V140H87ZM118 139V140H117ZM121 139V140H120ZM141 139V140H140ZM185 139V140H184ZM23 140V141H24ZM28 140H27V143H28ZM40 140L38 141V138L36 139V141H38V142H40ZM47 140H45V141H47ZM48 140V141H49ZM63 140H64V143H65V145L63 144ZM66 140V141H65ZM68 140V141H67ZM113 140V141H112ZM149 140V141H148ZM183 140V141H182ZM33 142L35 141V140H32ZM48 141L46 142V143H48ZM71 141V142H70ZM82 141H83V145H82ZM91 141V142H90ZM117 141V142H116ZM134 141V142H133ZM140 141V142H139ZM180 143H179V142ZM182 141V142H181ZM189 141V142H188ZM37 142V144H39ZM51 142V143H50ZM50 144H52V140H50ZM62 142V145H60V143ZM68 142H70V143H68ZM94 144H93V143ZM111 142V143H110ZM112 142H114V143H112ZM137 142V143H136ZM139 142V143H138ZM142 142H144V143H148L146 146L144 145V143H142ZM184 142V143H183ZM187 142V143H186ZM194 144H193V143ZM25 143V144H24ZM49 143H48V145H49ZM73 143V144H72ZM109 143H110V145H109ZM130 143V144H129ZM185 143H186V145H187V148H188V146H189V148L191 147V149H192V151H191V149H188V151L186 150L187 148H186V145H185ZM34 144V143H33ZM32 144V145H33ZM35 144H36V142H35ZM44 144H45V142H44ZM179 144V145H178ZM18 146L22 151H20V149H19V151H17V150H15L16 149V146ZM27 145V144H26ZM70 147V146H74L73 147V149H71V148H69L68 149V146ZM117 145H118V148H119V150H120V148H122V149H124V151H125V154H124V152H121V154H120V151L117 149ZM119 145H122V146H119ZM139 145H142L143 147H146V148H143V149H141V147L142 146H139ZM4 146V147H3ZM34 146V145H33ZM37 146V145H36ZM40 146V147H39ZM38 146V148L39 149H37L36 147H35V149H36V151L37 150H40V153H38L37 152V154H39V156L36 154H33L34 153V151L35 150H33L34 148H32V154L29 152V155L31 154V155H34V159L36 158V157H39L40 158V156L42 157H47V155H49L50 153L48 152L47 153V149L48 148H45L44 146L45 145H43V147L44 148H42L41 147V145H39ZM47 146V145H46ZM67 146V147H66ZM76 146V147H75ZM93 146V147H92ZM95 146V147H94ZM137 146H139V147H137ZM181 146H182V148H181ZM49 147V146H48ZM65 147L67 148V150L65 149ZM84 149H86V150H84ZM109 147H111V149L109 148ZM132 147V148H131ZM133 147H135V149H133ZM40 148H42V149H40ZM75 148H77V149H75ZM81 148L83 149V150H81ZM90 148L91 149H93V150H95L94 152H93V150H90ZM98 148V149H97ZM108 148V149H107ZM113 148H114V150H113ZM126 148H127V151H126ZM129 148V149H128ZM139 148H140V152L138 151L139 150ZM181 148V149H180ZM18 149V148H17ZM27 149H29V150H27ZM71 149V150H70ZM121 149V150H122ZM178 149V151H176ZM181 151H180V150ZM193 149H195V150H193ZM27 150V152L26 153H24L25 151ZM43 150H45V152H46V155H45V152H43ZM72 150H74V151H72ZM77 150V151H76ZM92 152V153H89L90 151ZM108 150V151H107ZM111 150L113 151V152H111ZM132 150V151H131ZM133 150H134V152L136 153H134L133 152ZM142 150H144V151H142ZM183 150H185V152L183 151ZM190 150V151H189ZM14 151V152H13ZM15 151H17V152H19L20 154H19V156H17V154L15 153ZM42 151V152H41ZM79 151V152H78ZM105 151H107V152H105ZM116 151V154L114 153ZM136 151H138V153L136 152ZM176 151V152H175ZM182 151H183V153H182ZM10 152V153H9ZM112 153V154H110V153ZM118 152V153H117ZM127 152H131V154H128ZM133 152V153H132ZM143 152V153H142ZM189 152H191L190 154H192V155H190L189 156ZM16 154V157L15 156H12L13 154ZM36 153V152H35ZM89 153V154H88ZM95 154V155H92V154ZM114 153V154H113ZM126 153H127V155H126ZM4 154V155H3ZM6 154V155H5ZM9 154V155H8ZM78 154V155H77ZM108 154H110V155H108ZM120 154V155H119ZM134 154V155H133ZM182 154V155H181ZM106 155H108V157H107V159H109V160H106L105 158V156ZM114 155V157H112ZM115 155H117V156H115ZM119 155V156H118ZM125 155V156H124ZM129 155H130V157H129ZM182 157H181V156ZM187 155V156H189L188 158L187 157H185V156ZM36 156V157H35ZM49 156H52V155H49ZM82 156V157H81ZM126 156H128L129 158H126ZM141 157L142 159L143 158H145V157ZM180 156V157H179ZM194 156V158H199V159H194L193 160V157ZM201 157V159H200V157ZM7 157L9 158L8 160H7ZM22 157H24V156H22ZM26 157V159L28 160L29 158H27V157H30V156H25ZM25 157L23 158V160L25 159ZM33 157V156H32ZM92 157V158H91ZM96 157V158H95ZM121 157V158H120ZM147 157V156H146ZM97 158H99V159H97ZM101 158V159H100ZM114 158V159H113ZM121 160V161H119V159ZM133 158V159H132ZM183 158V159H182ZM185 158H187L186 160H185ZM32 158H30V160H31ZM36 159H38V158H36ZM35 159V160H36ZM128 159V160H127ZM6 160V161H5ZM12 160V161H11ZM20 163H23V165H25L26 167L24 168V166L22 165V164H20L19 162H18V164H20V166L22 165L23 167H21L20 168V170L18 169L17 170V172H15L14 174H16V175H18L19 174V172L18 171H20V173L22 172V171H24V169H29V164L30 165H32L33 167H34V165H36L37 166V162L35 161V163L36 164H34L32 161H34L33 159H32V161H30V163H29V161H28V163H26L27 162V160H25V161H23L22 159H21V157H20ZM19 160H17V161H19ZM104 160V161H103ZM112 160H113V162H112ZM117 162H116V161ZM124 162H126V161H128V162H126V163H124ZM129 160H131V161H129ZM193 160V161H192ZM203 160V161H202ZM42 160L40 159L38 162L40 163ZM99 161H101V162H99ZM108 161H109V165H108ZM187 161V162H186ZM195 161V162H194ZM200 161H202V162H200ZM2 162V163H1ZM34 164H32V163ZM103 162V163H102ZM110 162L112 163V165H113V167L110 165ZM119 162V163H118ZM5 163L3 164V165H5ZM24 163H26V164H24ZM38 163V164H39ZM181 163V164H180ZM192 163V164H193ZM10 165L8 168H5L4 169V173H6V172H8V173H11L12 172V170L14 171V169L13 168H15V169H17V166L18 165ZM28 164V165H27ZM118 165V166H116V165ZM120 164V165H119ZM121 164H122V169H124L123 171H120L121 170V168H120V170L118 169L120 166H121ZM125 166H124V165ZM128 164H129V166H128ZM131 164V165H130ZM187 164V165H186ZM115 165V166H114ZM181 165V166H180ZM183 165V166H182ZM6 166H8V163H7V165ZM11 166H15V167H11ZM19 166V167H20ZM28 166V167H27ZM30 167V170H31V168H33V167ZM111 166V167H110ZM127 166H128V169H127ZM2 167V168H1ZM18 167V168H19ZM123 167H125V168H123ZM10 168H12V169H10ZM113 168H116V169H114V171H113ZM9 171H8V170ZM115 170H118L120 173L121 172H123V174H125V176L121 173H119L118 171H116L115 172ZM6 171V172H5ZM16 171V170H15ZM128 171H130V173H128ZM30 172H32V170L30 171ZM116 174H115V173ZM0 173H3L1 170H0ZM13 173V172H12ZM18 173V174H17ZM23 173V172H22ZM126 173H128V174H130V176L132 175L134 178H132V176L130 177L128 174H126ZM190 173V174H189ZM112 174L114 175V177H112ZM120 174V176L121 175H123V177L121 176H118ZM188 174H189V177H188ZM111 175V176H110ZM117 175V177L115 178V176ZM128 175V176H127ZM187 175V176H186ZM191 175V176H190ZM119 178V179H118ZM120 178H121V182L119 181L120 180ZM118 179V180H117ZM125 179V181L123 182L122 180H124ZM126 179H127V181H126ZM130 179V180H129ZM132 180H134V181H132ZM118 181V182H117ZM132 181V182H131ZM124 183L123 185L122 184H120V183ZM136 182V183H135ZM111 183V184H110ZM130 183H131V185H130ZM133 183H135V185H133L132 186V184ZM116 184V185H115ZM138 184V185H137ZM114 186L113 188H112V186ZM131 186V188H130V186ZM136 185H137V188H136ZM107 186V187H108ZM117 186H118V188H117ZM120 186V187H119ZM122 186H124V187H122ZM117 188V189H116ZM129 189V190H128ZM113 190V191H112ZM125 191V192H124ZM129 191V192H128ZM133 191V192H132ZM141 191H142V193H141ZM112 192V193H111ZM125 193V195L123 194V193ZM115 193V194H114ZM130 193H131V195H130ZM135 193H137V194H135ZM146 193H147V195H146ZM113 194V195H112ZM122 194V195H121ZM157 194V193H156ZM156 194H154V196L152 195V194H150V197H151V195L154 197V198H149V200H150V202L151 201H154V199H155V201H156V199L157 198H155V197H157V196H155ZM119 195V196H118ZM127 195V196H126ZM129 195L131 196V197H129ZM135 195H137V197L135 196ZM139 195V196H138ZM158 195V194H157ZM160 195V194H159ZM118 196V197H117ZM148 196V198H146V197ZM160 196H163V195H160ZM159 196V197H160ZM124 197V198H123ZM129 197V198H128ZM138 197H140V199H138ZM115 198V199H114ZM135 198H137V200L135 199ZM126 199V200H125ZM127 199H129V200H127ZM130 199H132V200H130ZM118 200V201H117ZM124 201V202H123ZM140 201H141V203H140ZM122 202V203H121ZM136 202V203H135ZM137 202H138V204H139V208H138V204H137ZM157 202H158V199H157ZM124 204V205H123ZM144 204H146V203H144ZM134 205V206H133ZM114 208H116V207H114ZM113 208V209H114ZM123 208H125V209H123ZM112 210V209H111ZM115 211H116V209H114ZM127 210V211H126ZM124 211V212H123ZM131 212V213H130ZM125 214V215H124ZM145 217H147V216H145ZM250 216H247V217H243L242 218V220H241V225L243 226V227H248L249 225H250ZM175 223L177 224V218H175ZM150 225V223L148 222L147 223V225ZM148 225V226H149ZM144 227L145 229H146V231H145V229H143L142 228V231H141V237L142 236H144V238L146 239V238H148V237H150V236H148L147 237V235H149V231H150V233L153 231L152 230V228H151V225L149 226V227ZM149 228H150V230H149ZM145 233V234H144ZM121 235H122V233H121ZM123 236V235H122ZM127 236L129 237V238H127ZM126 236V242L128 243V248H127V258H128V260L130 261V258H132V255H133V251H132V243H131V237L129 236V235H127ZM143 239V238H142ZM146 257H147V254L146 253H144V254H141L140 255V259L142 260V264H143V262H145V260H146ZM97 259H98V257H97ZM126 264H129L128 262H126Z\"/></svg>",
    "mask_w": 264,
    "mask_h": 264
}]
</instances>
